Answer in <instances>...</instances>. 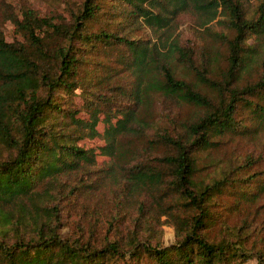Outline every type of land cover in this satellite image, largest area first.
I'll use <instances>...</instances> for the list:
<instances>
[{
	"label": "trees",
	"instance_id": "trees-1",
	"mask_svg": "<svg viewBox=\"0 0 264 264\" xmlns=\"http://www.w3.org/2000/svg\"><path fill=\"white\" fill-rule=\"evenodd\" d=\"M9 1L0 264H264L217 208L227 189L256 201L264 180L215 156L225 136L264 134V0H65L44 15ZM184 15L201 43L182 40Z\"/></svg>",
	"mask_w": 264,
	"mask_h": 264
},
{
	"label": "rangeland",
	"instance_id": "rangeland-1",
	"mask_svg": "<svg viewBox=\"0 0 264 264\" xmlns=\"http://www.w3.org/2000/svg\"><path fill=\"white\" fill-rule=\"evenodd\" d=\"M80 0H68L70 4L78 3ZM10 3L17 9L19 3H24L30 6L39 14L44 15L45 13L60 12L63 13L65 9V0H10ZM18 10V9H17ZM182 40L192 41L196 40L201 43V37L197 31L192 18L184 15L179 19L178 27ZM6 38L11 40L13 38L12 26L7 24L4 27ZM208 40V36L204 38ZM189 109H185L184 113H187ZM101 128V127H100ZM221 149L215 152L216 158L219 159L217 166L228 161L238 164L248 163L249 167L245 166L241 171L245 174V177L250 175L252 172H256L258 178L264 180V134L259 138L252 137H227L223 139ZM100 139H94L86 141V145H97L100 144ZM101 159V158H99ZM222 161H221V160ZM226 159H231L225 161ZM214 165L204 172L213 175L219 171V168ZM260 183L259 181H251V185ZM233 189H227L223 194L220 195V205L217 207L221 213V218H224L228 226H235L236 228H242L247 237V246L252 250L264 249V193L256 201L252 202H240L236 204L237 195L233 193ZM236 198V199H235ZM161 220H165V217H161ZM220 225H215L210 229V237L213 239L218 238L219 234L222 233L219 229ZM157 236L163 245H169L175 240L174 228L170 224H164ZM244 264H256L255 259H249Z\"/></svg>",
	"mask_w": 264,
	"mask_h": 264
}]
</instances>
